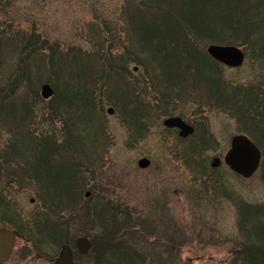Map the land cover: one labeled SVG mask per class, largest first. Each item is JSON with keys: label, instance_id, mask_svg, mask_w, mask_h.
I'll return each instance as SVG.
<instances>
[{"label": "rangeland", "instance_id": "obj_1", "mask_svg": "<svg viewBox=\"0 0 264 264\" xmlns=\"http://www.w3.org/2000/svg\"><path fill=\"white\" fill-rule=\"evenodd\" d=\"M182 1L0 0V190L9 205L7 212L16 215L10 217L0 206V228L20 234L7 264H53L50 259L59 247L73 248L79 237L89 239L92 254L101 252L106 224L91 210L105 211L103 201L113 204L116 222L126 219L122 211L134 221L124 235L126 252L115 249L119 259L127 253L132 262L136 259L134 264H241L237 251L252 245L264 258V237L252 232L260 224L246 223L241 228L242 210H247L244 204L259 210L264 206L263 136L256 122L244 127L237 122L240 111L217 102L220 94L211 81H219L225 93L229 88L250 90L243 101L239 98L240 105L263 106L264 35L256 32L250 38L243 34L233 38L245 53L243 65L236 69L211 60L206 53L210 44L201 37H194L193 56L207 57L210 64L206 67L192 61L161 64L146 52L143 45L148 36L141 33L151 22L149 32L155 31L157 38L149 39L150 44L167 41L169 31L172 38L182 40L177 19L191 17L201 23L198 10L205 5L202 0ZM224 1L231 16L264 17V0ZM207 20L211 26L213 21ZM136 21L143 22L138 23V30ZM201 72L211 80L200 78ZM14 82L16 94L6 95L9 83ZM44 85L53 92L46 100L40 95ZM78 90L84 100L67 97L66 91ZM109 108L112 115L107 114ZM134 116L142 120L135 126ZM171 116L194 128L191 138L179 140L163 127V120ZM206 133L214 142L197 157L190 148ZM71 134L79 143L66 144L73 140ZM238 134L262 150L259 170L247 180L236 177L223 163L210 167L213 158H223L230 138ZM23 136L52 143L49 153L54 154L56 164L59 158H70L75 164L72 169L61 164L76 190L73 201L64 206L71 208L62 209L67 241L44 246L47 255L42 258L31 250L34 240L27 229L42 224L45 217L50 220L47 208L54 202L45 189L49 180L24 178L22 160L9 149L18 144L24 154L21 158L29 160L34 146L23 143ZM38 154L41 157L44 152ZM141 159H147L150 166L138 168ZM81 209L89 213L81 211L78 214H84L78 217ZM257 220L264 223V212ZM123 232L116 231V236ZM27 250L31 252L21 257ZM88 255H74V264H100ZM107 261L127 264L115 257Z\"/></svg>", "mask_w": 264, "mask_h": 264}, {"label": "trees", "instance_id": "obj_2", "mask_svg": "<svg viewBox=\"0 0 264 264\" xmlns=\"http://www.w3.org/2000/svg\"><path fill=\"white\" fill-rule=\"evenodd\" d=\"M185 1L187 0H184L182 2H185ZM202 1L205 5L199 8L198 10V15L202 16L201 23H198L196 21L193 22L191 17L190 19H184V17L183 19H177L178 20L177 24L180 25L179 29H182V31H180L182 40L178 36L176 39L172 38L171 37L172 31H169L166 34L168 38L167 41L161 40L153 44H150L149 39L153 41V37H156V34H155L156 32L154 31V33L150 34L148 26L151 25V22H149V25H146L145 31L141 33V34H144L146 37L148 36L147 40L145 39L147 41L146 45H143V47L146 48V52H148L150 56H156L158 58V61L161 64H165V63L182 64L183 62L186 63L188 61H192L193 63L195 62L196 64L205 65V64H210V62L208 61L209 59L207 57L201 54H197L196 57L193 56V52L195 51L194 43H193L194 37H201L206 40V43H209V44H219L220 43V44H225V45L236 46L234 45L236 43L233 42L236 39L233 40V38L237 35L243 34L244 35L243 37H245V39L247 37L250 38V36H252V34L256 32H259V33L263 32V35H264V17H262L261 20L258 18L249 20L250 18L248 14H246L247 16H244L242 18L241 16H235V15L231 16V13L227 10V5H226L227 3H225L224 0H202ZM189 4L190 3L185 4V8ZM253 9H257V8H252V10ZM207 19H209V21L210 20L213 21V24L211 26L208 25ZM182 20H184V22ZM138 23L143 24V22H139V21L135 22V25L137 26V30L139 26ZM157 29L159 30V27ZM159 31L161 33L163 32V34L165 32L161 30ZM185 36H186V40H183ZM192 37H193V40L191 39ZM183 57L185 59H183ZM22 76H24V74H21V77ZM199 76L200 78L205 79L207 81H209L208 79L211 80L210 78L211 76L208 73L201 72ZM214 80H211L212 85L215 87L216 92H219L220 94L219 100H217V102L222 104L226 109H230V107L232 108V106H234L236 110L240 111L241 113L240 116L236 113L238 116L237 117L238 120L237 119L236 120L238 123L243 124L244 127H246L245 125L253 126L252 123L256 122L260 129V135L264 137V134H263L264 133V109H263L264 105L260 106L259 104L257 105L255 103L250 104L249 107H246L245 103L240 105L238 103L240 102L239 98H241V101H243V98L245 97V93L247 94L252 93L250 92V90L243 92V90L239 88L237 89L229 88V93H225L223 90H221V88H219L220 85L217 84L220 82L217 81V83L215 84ZM11 84L9 83L10 86L8 87V91L6 90L7 91L6 95L16 94L15 92L18 86H16L15 82L13 85ZM81 92H82L81 90H78L77 92H73L70 94L66 91V94H67V97H69L72 100L73 99L75 101L80 100V99L84 100L82 96L83 94ZM84 92L89 93L88 90H85ZM226 94H228V96ZM133 102H135V99H133L131 103ZM90 103L91 101L88 99L87 104L90 105ZM25 112L27 113V110H25ZM139 118L135 116L131 117V120L133 121L134 126L137 122H140V121L142 122V120ZM251 119L254 120V122H252ZM244 122L246 124H244ZM140 124L141 123H139L137 127L138 126L140 127ZM22 128H23V123H21V130ZM69 128H71V126ZM141 129L142 128H140V130ZM72 137H73L74 142L73 140L68 141L66 143L67 145H69V143H79V140L76 138V136L74 135L72 136L71 134L70 138L72 139ZM263 137H262V142L264 143ZM21 139H24L23 143L24 142L27 143L28 146L29 145L34 146V150L32 151V154L29 157V160L28 159L24 160L21 158L24 156V154L21 152V148L18 147L19 146L18 144H16L15 146L12 145L11 147H9V149L11 150L12 154L15 153L16 156L20 157V159L22 160L24 178L29 179V177H31L41 183H42V180L45 181V179H48L49 180L48 183L45 181V184H47V187L45 189L48 191L50 195V199H49L50 202L51 203L54 202L52 203L53 205L49 204L50 208H47V211L50 213V220L48 219V217H45L46 219L43 218L44 222L42 224L36 223L34 227L32 226L30 228L29 226L27 229L28 234L32 236L34 240L32 241L33 249L31 250L35 252V254H37L36 258H39V257L42 258L43 256L47 255V253L45 252L43 248L44 246L49 247L50 243H55L58 246L62 242L64 244V242L67 241L66 240L67 237L65 236V234H66V229H67L68 224H66L67 223L66 221L65 222L61 221L62 214H63L62 209L71 208V206H67V207H64V206L66 205L67 202L73 201V197L75 195L76 190L75 188L72 189V186L74 187L72 179H67V177H70V176L65 177V175L63 174L64 171L61 168V164L62 163L66 164L70 169H72L75 164L72 163V161L69 162L70 158L69 160L59 158L60 161L56 164V161L54 160V157H53L54 154L49 153L50 151H53L52 146H51L52 143L50 142L45 141L46 142V145H45L44 141L39 142L38 140H36V138L28 137V136L27 137L23 136ZM213 142H214L213 138L206 133V136L198 140V143L192 145L190 149H193L192 150L193 153H196L195 156L199 157L201 153H203L208 148H210V146H212ZM41 144L43 145L41 146ZM257 147L261 149V146H257ZM39 150L40 151L42 150L44 152V154L41 157H39L40 154H38ZM66 161L67 163H65ZM263 161H264V152H263ZM197 165H200V163H198ZM75 169H77V167H75ZM0 193H1V190H0ZM4 197L5 196L1 193L0 194V206L8 208V203L6 202ZM46 199L48 200V198ZM101 203L102 204L105 203L103 205V208H105V211H102V210L92 211L91 210V214L98 216L99 220L101 222L103 221V223L106 224V225L103 224L104 234H103V237L100 238L101 241L103 242L101 245L103 249L101 252H93V254L91 251L88 257H92V256L93 258L96 257L97 263H100V264H111L107 260L112 257L118 258L119 261H122L127 264H134L136 259L132 262L133 258L132 259L128 258L127 256L129 254L127 253L122 254L123 256L121 257V259H119L120 258L119 256L116 257L115 255L116 252L118 251L115 249H120V252L121 251L126 252V250L123 249L124 248L123 246L125 244L123 243V241H125L124 235L130 231L129 227L131 225L133 226L134 221L132 217L127 212L122 211L120 214L124 216V218L126 219L124 221L119 220V222H116L117 213L115 212V208H113V204L108 201H103ZM244 207H246L247 210H244V211L242 210V212H244L245 222L241 225V228L244 229L246 223H251V224L259 223L260 225L258 226L254 225L252 227V232L254 233V236L258 238H263L264 237V223L262 221L260 223L257 220V216H259V213L261 215L263 214L264 206H261L260 210H259V207L258 208L249 207L245 204H244ZM81 211L89 213L88 210L87 211H84L83 209L79 211L77 210L78 217L84 214V213L78 214ZM107 216H110V218L112 217L111 218L112 221L110 220L104 221V219L106 220ZM107 223H109V227ZM60 228H63L65 231L62 232L61 230H59ZM22 229L24 232L25 231L24 227H22ZM121 230L124 231L122 235L120 237L116 236V231L120 232ZM128 235L131 236V234H128ZM252 246L253 247L251 249L245 246L243 250L240 249L239 251H237V256L240 257L239 260L241 261V264H245L244 262L250 259H252L251 264H264V258H262L261 255H259L256 252L258 250L256 248L257 246L256 247L254 245ZM126 249L128 248L126 247ZM31 250H27L26 252H24L21 255V257L24 258L26 255L29 254L28 251L31 252ZM130 252H134V251H130ZM48 255L50 256V254ZM77 257L81 258L79 256Z\"/></svg>", "mask_w": 264, "mask_h": 264}, {"label": "water", "instance_id": "obj_3", "mask_svg": "<svg viewBox=\"0 0 264 264\" xmlns=\"http://www.w3.org/2000/svg\"><path fill=\"white\" fill-rule=\"evenodd\" d=\"M208 56L217 63L227 68H239L244 62L245 55L237 47L209 45L206 48ZM40 95L42 99H49L53 92L48 85L41 87ZM108 115L113 114L112 109L107 110ZM163 126L168 129H177L181 138H187L194 132L193 128L184 123L180 118L171 117L163 121ZM261 153L256 145L244 135L232 136L229 148L223 157L224 164L236 176L243 179L251 178L259 168ZM221 164V160L215 158L211 161L210 167L215 169ZM147 160H140L138 167L144 169L148 167ZM89 194L86 193L85 197ZM32 202V201H31ZM15 246V234L12 231L0 230V264L6 263ZM75 250L81 256H85L91 249L88 239L80 237L75 241ZM73 251L68 246H62L59 257L54 264H73Z\"/></svg>", "mask_w": 264, "mask_h": 264}, {"label": "flooded vegetation", "instance_id": "obj_4", "mask_svg": "<svg viewBox=\"0 0 264 264\" xmlns=\"http://www.w3.org/2000/svg\"><path fill=\"white\" fill-rule=\"evenodd\" d=\"M185 122V121H184ZM186 124H188L187 122H185ZM188 125H190V124H188ZM191 126V125H190ZM172 132H174L175 134H176V136H177V138L179 139V140H183V139H181L180 137H179V133H178V131L177 130H174V131H172ZM9 206V205H8ZM2 209L3 210H5L6 211V213L9 215L10 213L9 212H7V210H6V208L5 207H2ZM6 213H3V215L5 214L7 217H8V215L6 214ZM5 216V217H6ZM10 217H13V218H16V215H9ZM6 217V218H7ZM0 230H8V231H12L14 234H15V240H16V244H17V242L19 241V239H20V234L16 231V230H11V229H7V228H4V227H2L1 226V228H0ZM15 249H16V247H15ZM13 254V253H12ZM12 257V256H11ZM57 260V257L56 256H54L52 259H50V263H52L53 262V264L55 263V261ZM7 264V263H6Z\"/></svg>", "mask_w": 264, "mask_h": 264}]
</instances>
